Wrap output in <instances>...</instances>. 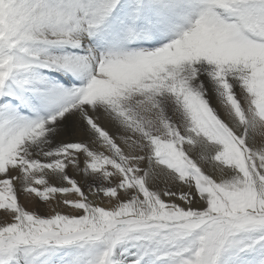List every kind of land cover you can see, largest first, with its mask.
<instances>
[{
  "label": "snow or ice",
  "instance_id": "obj_1",
  "mask_svg": "<svg viewBox=\"0 0 264 264\" xmlns=\"http://www.w3.org/2000/svg\"><path fill=\"white\" fill-rule=\"evenodd\" d=\"M0 264H264V0H0Z\"/></svg>",
  "mask_w": 264,
  "mask_h": 264
}]
</instances>
